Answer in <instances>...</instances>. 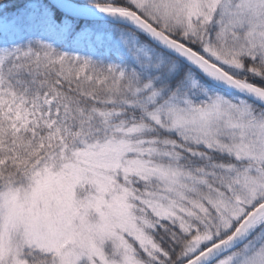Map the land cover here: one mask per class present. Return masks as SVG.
Wrapping results in <instances>:
<instances>
[{
	"label": "snow or ice",
	"instance_id": "1",
	"mask_svg": "<svg viewBox=\"0 0 264 264\" xmlns=\"http://www.w3.org/2000/svg\"><path fill=\"white\" fill-rule=\"evenodd\" d=\"M0 264H264V0H0Z\"/></svg>",
	"mask_w": 264,
	"mask_h": 264
}]
</instances>
